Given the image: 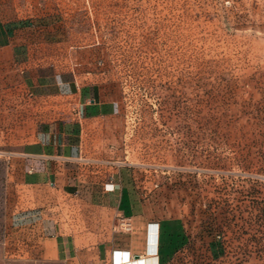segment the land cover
I'll list each match as a JSON object with an SVG mask.
<instances>
[{
	"label": "rangeland",
	"instance_id": "1",
	"mask_svg": "<svg viewBox=\"0 0 264 264\" xmlns=\"http://www.w3.org/2000/svg\"><path fill=\"white\" fill-rule=\"evenodd\" d=\"M16 1L2 11L66 70L115 88L110 159L180 216L170 264H264V0ZM9 162L0 264H24L33 214Z\"/></svg>",
	"mask_w": 264,
	"mask_h": 264
},
{
	"label": "crops",
	"instance_id": "2",
	"mask_svg": "<svg viewBox=\"0 0 264 264\" xmlns=\"http://www.w3.org/2000/svg\"><path fill=\"white\" fill-rule=\"evenodd\" d=\"M16 2L0 0V152L33 214L24 264H170L180 216L161 208V188L144 191L135 167L110 159L115 88L66 70L59 42L2 11Z\"/></svg>",
	"mask_w": 264,
	"mask_h": 264
},
{
	"label": "bare ground",
	"instance_id": "3",
	"mask_svg": "<svg viewBox=\"0 0 264 264\" xmlns=\"http://www.w3.org/2000/svg\"><path fill=\"white\" fill-rule=\"evenodd\" d=\"M129 264V263H128Z\"/></svg>",
	"mask_w": 264,
	"mask_h": 264
}]
</instances>
